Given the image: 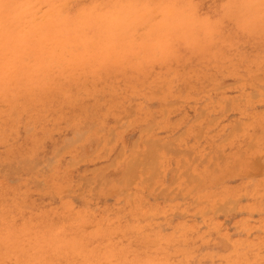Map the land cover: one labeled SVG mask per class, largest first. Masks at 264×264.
Here are the masks:
<instances>
[{"label": "rangeland", "instance_id": "obj_1", "mask_svg": "<svg viewBox=\"0 0 264 264\" xmlns=\"http://www.w3.org/2000/svg\"><path fill=\"white\" fill-rule=\"evenodd\" d=\"M263 132L264 0H0V264H264Z\"/></svg>", "mask_w": 264, "mask_h": 264}, {"label": "bare ground", "instance_id": "obj_2", "mask_svg": "<svg viewBox=\"0 0 264 264\" xmlns=\"http://www.w3.org/2000/svg\"><path fill=\"white\" fill-rule=\"evenodd\" d=\"M92 129H93V127H92ZM263 133H264V132H263ZM83 135H85V133H84ZM83 135H82V136H83ZM83 137H84V136H83ZM83 137H82V138H83ZM78 139H79V138H78ZM68 141H69V140H68ZM70 141H71V140H70ZM78 141H80V139H79ZM75 142H77V141L75 140ZM144 143H145V142H144ZM146 143H147V142H146ZM146 143H145V147L149 146L148 143H150V142L148 141V143H147L148 145H147ZM152 143H153V144H152ZM152 143L150 144L149 149L146 148L147 151H148V153H146L147 151L145 150L144 153H146V154L144 155V157L147 156V158H146V157H145V158H146V159L149 158V159L151 160L150 162H152V163L154 164L153 161H155V159H156V157H154V156H156L155 153L157 152V150H155V151H156L155 153H154V151H153V154H152V150H153L154 148L151 149V147H152L151 145L154 146V145L156 144V142H155V144H154V142H152ZM71 144H72V143H71ZM250 144H251V143H250ZM251 145H252V144H251ZM66 146H67V145H66ZM69 146L71 147V146H73V145H69ZM70 147H69V148H70ZM157 147H158V146H157ZM157 147H156V148H157ZM163 148H164V147H163ZM248 148H249V147H248ZM250 148H251V147H250ZM62 149L64 150V148H62ZM62 149H60V151H61ZM160 149H161V147H160ZM165 149H166V148H165ZM63 150H62V151H63ZM149 150H150L151 152H149ZM166 150H167V149H166ZM62 151H61V152H62ZM159 151H160V150H159ZM170 151H171V150H170ZM57 154H58V153H57ZM60 154H61V153H60ZM147 154H148V155L150 154V155H152V156L154 155V156L152 157V156L149 155V156H150V157H149ZM58 155H59V154H58ZM56 156H57V155H56ZM137 156H139V155H137ZM140 156H141V155H140ZM144 157H143V159H142L143 162L145 161V158H144ZM157 157H158V156H157ZM54 158H55V156H54ZM151 158H153V160H152ZM154 158H155V159H154ZM137 159H138V157H137ZM131 161H132V160H131ZM137 161H138V160H137ZM156 161H157V160H156ZM156 161H155V165L158 164V163H156ZM125 162H126V161H125ZM145 162H147V160H146ZM145 162L143 163L144 165H145ZM150 162H149V160H148V163H146V165H145V166H148L149 169H150V167L153 165V164L151 165ZM51 163H52V162H51ZM130 163H133V164L135 165L136 168L139 167V165H138L135 161H134V162H130V161H129L127 164L129 165ZM133 164H130V165H132V167H133ZM148 164L150 165V167H149ZM50 165H51V164H50ZM128 165H127L126 167H128ZM130 165H129V166H130ZM136 165H137V166H136ZM140 165H141V164H140ZM144 165H143L142 170H143V169H146ZM46 166H47V165H46ZM124 166H125V164H124ZM47 167H48V166H47ZM132 167H128V170H129L130 168H132ZM154 167H155V166H154ZM136 168H135V169H136ZM13 169H14V168H13ZM18 169H19V168H18ZM44 169H45V168H44ZM10 170H11V169H10ZM122 170H123V169H122ZM131 171H132V173H133V172H134V169L131 170ZM131 171H129V172H131ZM135 171H136V170H135ZM144 171H147V170H144ZM150 171H151V172L153 171L152 168L150 169ZM157 171H158V170H157ZM45 172H46V171H45ZM125 172H126V171H125ZM129 172L127 171L128 174H129ZM147 172H148V171H147ZM127 173H126V175H128ZM136 173H137V172H136ZM144 173H145V172H144ZM144 173H142L143 176H144ZM126 175H125V176H126ZM135 175H136V174H135ZM151 175H152V176L154 175V177H151ZM136 176H137V175H136ZM149 176H150V177H149ZM149 176H148V178H145V177H144V179H146V180L148 179L147 182L150 181L149 178H151V179L154 178V179H155V176H156V167H155V171H154V173L149 174ZM129 177H130V176H129ZM136 178H137V177H136ZM134 179H135V176H134ZM137 179H138V178H137ZM194 179H195V177H193V180H194ZM142 180H143V179H142ZM146 180H143V181H146ZM150 182H151V181H150ZM121 183H122V182H121ZM37 185H39V184H37ZM65 192H66V191H65Z\"/></svg>", "mask_w": 264, "mask_h": 264}]
</instances>
